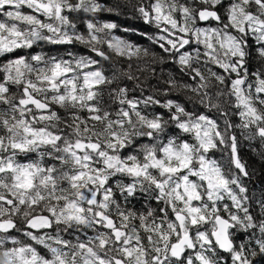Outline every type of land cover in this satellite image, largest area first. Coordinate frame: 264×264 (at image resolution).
Masks as SVG:
<instances>
[{"label":"snow or ice","instance_id":"obj_1","mask_svg":"<svg viewBox=\"0 0 264 264\" xmlns=\"http://www.w3.org/2000/svg\"><path fill=\"white\" fill-rule=\"evenodd\" d=\"M128 6L151 46L96 19ZM0 16V264L264 262V175L241 139L264 145V0H0Z\"/></svg>","mask_w":264,"mask_h":264},{"label":"trees","instance_id":"obj_2","mask_svg":"<svg viewBox=\"0 0 264 264\" xmlns=\"http://www.w3.org/2000/svg\"><path fill=\"white\" fill-rule=\"evenodd\" d=\"M132 2L134 3L135 0H132ZM25 11L30 12V10L28 9H25ZM133 12L134 10L132 9V7L128 6L122 10L120 15H116L115 13L105 12V13L98 14L96 16V19L100 20L101 22H115V23L120 24L122 27H127L129 25H132L136 29L135 33H128L126 36L123 33H114V34L122 35L124 36V38H129L133 42L138 43L142 47H149L151 46V41L140 38L138 33L142 30H148L152 34H159V33L154 27L143 25L142 21H138L133 15ZM81 15L87 16L89 14H81ZM3 19H6V18L3 16H0V20H3ZM80 28L81 30H83L84 26L81 24ZM43 47L45 48V50L50 51L52 54H63L65 51V47H70L74 52L78 54H85V55L88 54V50L83 45H80V44H75L72 46H51V45L45 44L43 45ZM152 50L156 53L162 52V50L159 48L158 45L152 46ZM155 67L159 69L162 66L155 65ZM163 67L165 68V74L168 71H175V68L171 64L165 65ZM150 83L155 84L156 81L152 80L150 81ZM171 95L175 96L177 94L171 93ZM241 139L244 144L243 153L245 156V160L248 161L249 163L255 164L258 176L264 175V173H262L260 169V165L264 164V161H262L260 159V156L258 155V153H260L261 151H264V145L260 144L259 138L251 142L243 140V137H241ZM249 144H251L252 147H250ZM253 147L255 148V151H253ZM262 189H264V185L260 183L259 179L254 178L250 184V194L255 193L258 198L260 196ZM261 264H264V262H261Z\"/></svg>","mask_w":264,"mask_h":264}]
</instances>
